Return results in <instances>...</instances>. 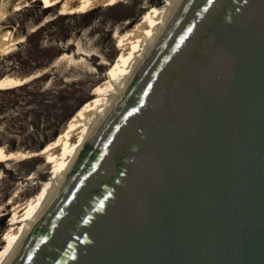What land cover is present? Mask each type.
Instances as JSON below:
<instances>
[{"label": "water", "instance_id": "obj_1", "mask_svg": "<svg viewBox=\"0 0 264 264\" xmlns=\"http://www.w3.org/2000/svg\"><path fill=\"white\" fill-rule=\"evenodd\" d=\"M0 264H264V0H170Z\"/></svg>", "mask_w": 264, "mask_h": 264}, {"label": "rangeland", "instance_id": "obj_2", "mask_svg": "<svg viewBox=\"0 0 264 264\" xmlns=\"http://www.w3.org/2000/svg\"><path fill=\"white\" fill-rule=\"evenodd\" d=\"M50 1L36 0L31 6L23 1L25 6L17 12L12 24H17L26 35L13 52L0 60L1 76L6 72L29 73L48 66L56 56L54 54H70L63 56L53 71L44 72L20 86L0 89V145L37 151L49 142L55 144L40 159L9 160L0 164V244L4 241L0 256L13 231L1 235L15 217L14 212L2 216L1 208L17 189L30 188L31 180L28 182L24 178L35 172L45 160L60 154L67 135L81 118L82 113L77 114L79 109L84 107L85 110L89 100L99 96L100 83L114 73L117 62L131 50L136 40L134 37L123 43L124 38L128 34L135 35L150 10L157 5V0H60L56 6H50ZM141 6L149 8L144 10ZM47 18L50 19L43 21ZM40 22L42 25L35 32L27 33L30 24L35 26ZM118 25L127 26L119 28L122 30L119 38L114 37ZM69 41L72 42L68 44ZM91 52L106 55L107 64L99 65L100 55L91 59L84 55ZM81 59L85 60L83 66ZM84 64L93 67L94 73L88 72ZM59 89H64L61 95L76 89L75 95L82 103L66 120L56 125L54 114L58 104L52 95ZM57 169L58 165L52 168L53 171ZM47 179L48 173L37 179L38 183L32 184V191L36 189L40 193V183Z\"/></svg>", "mask_w": 264, "mask_h": 264}, {"label": "bare ground", "instance_id": "obj_3", "mask_svg": "<svg viewBox=\"0 0 264 264\" xmlns=\"http://www.w3.org/2000/svg\"><path fill=\"white\" fill-rule=\"evenodd\" d=\"M24 0H0V60L7 57L8 54L13 52L19 43H22L26 33L21 32L19 26L17 24H12V20L16 19L17 12L21 11L25 4ZM60 0H51L49 2L50 6H56ZM36 2V0H26L27 6H31L32 3ZM170 4V0H163L162 4L156 5L153 10H150V14L145 18V21L141 25L140 29L135 33V35H127L124 39L127 42L129 39L135 37L134 45L131 50L123 55L120 61L116 64V70L109 77H105L101 85H99V96L92 98L89 100V103L85 110L82 112L81 118L79 122L72 127L70 133L67 135L66 140L64 141L63 150L60 152L58 156L54 159H47L45 163L41 164L36 168L35 172L31 173L28 177L24 178L26 181H30V188L21 187L15 191L7 201L5 202L1 211H3L2 216L6 215L10 212L15 213L14 220L9 223L8 227L4 229L3 235H7V231H13L11 237H9L10 241H12L20 232L23 222L30 217V215L35 210L39 201L48 190L51 180L65 167L68 162L70 156L75 150V147L82 140L86 128L89 124H95L102 114L104 108L106 107L110 93L114 91L117 87L120 79L124 76L132 67L136 58L140 54L143 46L148 42V40L154 35L157 31L168 7ZM145 5V4H144ZM144 10L148 9V7L141 6ZM20 15V14H19ZM50 18H47L43 21H48ZM142 19V18H140ZM42 25H29L27 33L34 31L37 27ZM126 28L127 26L118 25L114 32V37L120 36L119 28ZM126 34V33H125ZM124 34V35H125ZM123 35V36H124ZM122 37V36H121ZM72 42L69 41L68 44ZM79 52V51H76ZM75 53V52H74ZM98 53V52H97ZM96 52L85 53L84 55L93 58L95 55H100L101 61L99 65L107 64V58L104 54H97ZM70 54L61 53L57 54L50 62V64L39 69H35L30 71L29 73H13L6 72L0 76V89H9L16 86H20L32 78H35L38 75H41L44 72L53 71L58 65L63 56H69ZM64 57V58H65ZM85 58V57H84ZM4 60V59H3ZM85 60L81 59L82 66ZM111 64V63H109ZM85 68H87L88 72H93L91 70L93 67L88 68L86 64H84ZM2 132V131H0ZM1 138V137H0ZM55 146L54 143L49 142L45 148L37 150V151H26L18 148H9L2 143L0 145V164L1 162L15 160V162L23 161L26 159H40L46 152L51 151V149ZM44 162V161H43ZM54 163V164H53ZM58 165V169L53 171L52 168ZM49 175V179L42 181L40 184L42 186L41 192L37 193V190L34 189L32 191V184H37V179H42L45 174ZM33 180H35L33 182ZM27 185V184H26ZM35 186V185H34ZM36 190V191H35ZM31 192L29 196H27ZM24 196H27L25 198ZM23 197V199H22ZM21 200H24L20 202ZM6 237V236H5ZM9 241V242H10ZM4 241L0 244V249L4 247ZM8 246V245H7ZM7 248V247H6ZM6 248L2 252H5ZM2 256V255H1ZM0 256V257H1Z\"/></svg>", "mask_w": 264, "mask_h": 264}, {"label": "trees", "instance_id": "obj_4", "mask_svg": "<svg viewBox=\"0 0 264 264\" xmlns=\"http://www.w3.org/2000/svg\"><path fill=\"white\" fill-rule=\"evenodd\" d=\"M161 0H157L156 4L159 5ZM38 29V28H37ZM37 29L32 31L31 33L35 32ZM57 54H54V56ZM71 85V84H70ZM76 89H72L67 91L66 95H61L64 92V89H59L52 95L54 98V102L58 104L57 112L54 114L55 124H60L62 121L66 120L77 108L81 106L82 102H78V95H75ZM85 102V101H84ZM83 102V103H84ZM44 105V104H43ZM84 111V107L79 109L78 113H82ZM76 114V115H77ZM75 115V116H76Z\"/></svg>", "mask_w": 264, "mask_h": 264}]
</instances>
